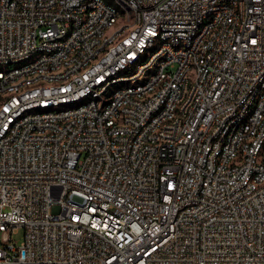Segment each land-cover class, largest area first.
Instances as JSON below:
<instances>
[{
  "label": "built area",
  "instance_id": "obj_1",
  "mask_svg": "<svg viewBox=\"0 0 264 264\" xmlns=\"http://www.w3.org/2000/svg\"><path fill=\"white\" fill-rule=\"evenodd\" d=\"M0 264H264V0H0Z\"/></svg>",
  "mask_w": 264,
  "mask_h": 264
},
{
  "label": "rangeland",
  "instance_id": "obj_2",
  "mask_svg": "<svg viewBox=\"0 0 264 264\" xmlns=\"http://www.w3.org/2000/svg\"><path fill=\"white\" fill-rule=\"evenodd\" d=\"M24 241V231L19 230L16 234L13 235V242L16 246H20Z\"/></svg>",
  "mask_w": 264,
  "mask_h": 264
}]
</instances>
